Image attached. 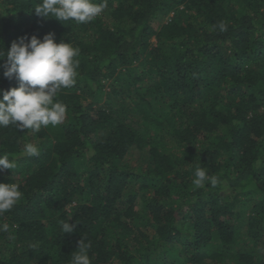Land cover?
Listing matches in <instances>:
<instances>
[{
  "label": "trees",
  "instance_id": "obj_1",
  "mask_svg": "<svg viewBox=\"0 0 264 264\" xmlns=\"http://www.w3.org/2000/svg\"><path fill=\"white\" fill-rule=\"evenodd\" d=\"M40 2L0 0L3 50L54 33L78 76L62 124L0 127L17 158L0 183L23 194L0 215V264H70L83 238L91 264H264V0H107L83 24ZM3 63L0 89L18 87ZM197 168L220 183L196 188Z\"/></svg>",
  "mask_w": 264,
  "mask_h": 264
},
{
  "label": "clouds",
  "instance_id": "obj_2",
  "mask_svg": "<svg viewBox=\"0 0 264 264\" xmlns=\"http://www.w3.org/2000/svg\"><path fill=\"white\" fill-rule=\"evenodd\" d=\"M106 7L107 0L102 3H94L93 0H41L34 10L44 18H55L62 23L74 20L83 24L94 20ZM218 27L221 32L227 31L223 21L219 22ZM78 55L79 49L71 43H57L54 33L45 35L42 40L32 36L26 41V38L21 37L13 41L7 51L0 44L4 76L19 81L18 87L0 89V127L11 125L21 131L27 129L39 132L42 127L62 124L67 106L54 101L61 89L76 84ZM22 151L30 157L40 155L39 147L33 143H26ZM16 159L15 156L10 158L8 154L0 155V170L14 169ZM192 183L196 188L205 185L215 188L220 181L217 176L209 175L206 169L197 168ZM22 196L17 184L0 183V215L12 210ZM70 219L59 221L64 234L76 229L75 224L69 223ZM0 231L10 232L9 225L4 224ZM91 246V242H85L83 238L78 250L72 253L70 264H91Z\"/></svg>",
  "mask_w": 264,
  "mask_h": 264
},
{
  "label": "rangeland",
  "instance_id": "obj_3",
  "mask_svg": "<svg viewBox=\"0 0 264 264\" xmlns=\"http://www.w3.org/2000/svg\"><path fill=\"white\" fill-rule=\"evenodd\" d=\"M173 15V12L170 14V16ZM170 16H168L165 21L169 20L170 19ZM151 41L156 44V37L155 36H152L151 37ZM144 155V152L142 150V152H139L138 150L136 149H133L130 151V153L126 156L127 158H130V161L133 162V163H136V160H138L139 158H142V156ZM225 191V190H224ZM227 192V191H225ZM242 231L244 232L245 229L242 228Z\"/></svg>",
  "mask_w": 264,
  "mask_h": 264
}]
</instances>
